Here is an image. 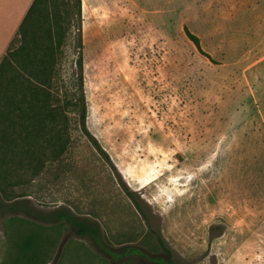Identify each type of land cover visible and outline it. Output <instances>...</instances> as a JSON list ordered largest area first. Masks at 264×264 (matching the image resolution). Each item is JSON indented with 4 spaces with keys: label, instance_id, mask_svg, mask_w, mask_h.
<instances>
[{
    "label": "rangeland",
    "instance_id": "rangeland-1",
    "mask_svg": "<svg viewBox=\"0 0 264 264\" xmlns=\"http://www.w3.org/2000/svg\"><path fill=\"white\" fill-rule=\"evenodd\" d=\"M197 1L82 0L65 72L80 52L86 125L106 155L73 113L64 158L22 159L2 183L146 257L0 214V264H264V0Z\"/></svg>",
    "mask_w": 264,
    "mask_h": 264
},
{
    "label": "trees",
    "instance_id": "trees-1",
    "mask_svg": "<svg viewBox=\"0 0 264 264\" xmlns=\"http://www.w3.org/2000/svg\"><path fill=\"white\" fill-rule=\"evenodd\" d=\"M81 15L82 0H34L0 60V214L22 216L42 224L67 225L76 236L91 240L114 258L128 253L146 257L138 247H129L125 252L109 249L100 228L67 207L42 210L27 198L7 199L2 184L22 159L42 167L47 161L64 158L71 144L73 113L82 134L105 154L86 125L80 52L72 73L66 76L65 72V49L70 35L75 33L79 48L82 45ZM187 36L202 52L199 38L188 30ZM125 193L140 209L132 190L125 188ZM158 242L169 254L159 237ZM153 262L174 264L171 259L159 257Z\"/></svg>",
    "mask_w": 264,
    "mask_h": 264
},
{
    "label": "crops",
    "instance_id": "crops-1",
    "mask_svg": "<svg viewBox=\"0 0 264 264\" xmlns=\"http://www.w3.org/2000/svg\"><path fill=\"white\" fill-rule=\"evenodd\" d=\"M34 0H0V60ZM200 0L197 1V4Z\"/></svg>",
    "mask_w": 264,
    "mask_h": 264
},
{
    "label": "bare ground",
    "instance_id": "bare-ground-1",
    "mask_svg": "<svg viewBox=\"0 0 264 264\" xmlns=\"http://www.w3.org/2000/svg\"><path fill=\"white\" fill-rule=\"evenodd\" d=\"M112 3V2H111ZM83 5H85V0H83ZM84 9V8H83ZM129 36V35H128Z\"/></svg>",
    "mask_w": 264,
    "mask_h": 264
},
{
    "label": "flooded vegetation",
    "instance_id": "flooded-vegetation-1",
    "mask_svg": "<svg viewBox=\"0 0 264 264\" xmlns=\"http://www.w3.org/2000/svg\"><path fill=\"white\" fill-rule=\"evenodd\" d=\"M144 252V251H143ZM145 253V252H144ZM146 254V253H145ZM132 255V254H131ZM134 256H139V255H134Z\"/></svg>",
    "mask_w": 264,
    "mask_h": 264
}]
</instances>
